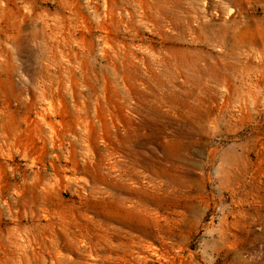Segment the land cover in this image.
Returning a JSON list of instances; mask_svg holds the SVG:
<instances>
[{
  "label": "rangeland",
  "instance_id": "obj_1",
  "mask_svg": "<svg viewBox=\"0 0 264 264\" xmlns=\"http://www.w3.org/2000/svg\"><path fill=\"white\" fill-rule=\"evenodd\" d=\"M0 264H264V0H0Z\"/></svg>",
  "mask_w": 264,
  "mask_h": 264
},
{
  "label": "bare ground",
  "instance_id": "obj_2",
  "mask_svg": "<svg viewBox=\"0 0 264 264\" xmlns=\"http://www.w3.org/2000/svg\"><path fill=\"white\" fill-rule=\"evenodd\" d=\"M119 201V200H118Z\"/></svg>",
  "mask_w": 264,
  "mask_h": 264
}]
</instances>
